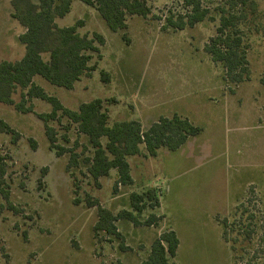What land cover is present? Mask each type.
I'll return each mask as SVG.
<instances>
[{
    "label": "rangeland",
    "instance_id": "1",
    "mask_svg": "<svg viewBox=\"0 0 264 264\" xmlns=\"http://www.w3.org/2000/svg\"><path fill=\"white\" fill-rule=\"evenodd\" d=\"M10 1L0 0V61L14 62L24 53L17 40L23 29L11 18ZM144 1L149 15L127 16V28L111 32L94 8L72 0L70 12L56 24L68 27L82 21L81 35L103 36L101 58L91 61L97 69L71 90L52 86L40 77L34 82L70 110L93 99H115V104H104L112 123L134 116H166L192 102L202 107L206 94H199L193 83L203 76L210 86H221L219 92L208 91L204 102L217 118L201 116L204 132L193 137L202 152L183 169L181 160L168 162L162 155L151 158V173L156 175L146 180L133 158L134 183L118 186L115 192V170L96 183L88 176L83 160L91 156V150L74 127L67 128L65 119L48 123L56 130L57 146L65 152L56 156L48 148L43 123L37 117L50 112L48 103L33 100V113L28 114L0 104V119L19 134L15 144L10 135L0 134L10 194L8 204L0 196V264H140L148 257L154 239L169 226L180 236L176 260L170 262L232 264L229 245L217 242L210 224L217 226L216 220L224 217L232 220L251 187L256 188L257 200L262 196L257 188L264 189V0H254L257 14L239 26L248 48L249 76L236 84L223 77L222 67L204 51L216 34L218 9L227 11L228 0H202L208 18L183 30L163 27L167 16L185 14L181 0ZM101 70L109 73V84L100 81ZM14 100H19L18 94ZM71 153L77 155V163L66 171ZM151 182L162 190L168 209L163 211L170 225L163 218L157 227H135L118 220L114 225L122 239L93 231L97 206L90 202L113 215L129 211V195L145 191ZM258 208L261 210L260 205ZM157 213L148 207L141 220L149 214L161 216ZM211 213L217 215L210 222ZM173 218L178 220L172 223Z\"/></svg>",
    "mask_w": 264,
    "mask_h": 264
},
{
    "label": "trees",
    "instance_id": "2",
    "mask_svg": "<svg viewBox=\"0 0 264 264\" xmlns=\"http://www.w3.org/2000/svg\"><path fill=\"white\" fill-rule=\"evenodd\" d=\"M79 1L94 8L111 32L124 31L127 28V16L144 18L150 13L144 0ZM181 3L186 10L185 14L167 16L164 29L192 28L208 18L209 10L202 5V0H181ZM71 4L72 0L10 1L11 18L24 30L17 38L24 53L18 61H0V104L13 107L17 113L28 114L33 113V100L48 103L50 112L37 115L43 123L48 148L54 149L56 156L65 152L56 144V130L48 126L50 121L65 119L67 128L74 127L77 134L86 139L91 150V156L83 160L88 176L96 183L99 179L108 177L111 170H115L113 190L116 192L118 186H130L133 183L129 158H153L163 148L176 151L188 139L198 136L202 129L178 115L160 117L146 129H142L135 120L110 123L104 104H115V99H93L81 103L76 110H70L35 84L34 78L40 77L52 86L71 90L76 82L83 77L89 78L97 69L96 62L91 64V61L94 57L101 58L100 47L105 44L103 36L98 33L81 35L78 28L82 21L68 27H59L56 24V20L64 18L70 12ZM218 10L216 34L204 46V51L214 64L222 67L225 79L231 84L240 83L248 78L249 70L248 48L239 26L257 14V3L254 0H228L227 11L223 8ZM100 81L109 84V73L101 70ZM17 94L19 100L15 101L14 96ZM0 134L10 135L12 144L19 137L2 119ZM30 143L35 148L33 140ZM76 159L77 155L71 153L66 171L76 165ZM6 174V157L0 149V196L8 204L10 194ZM255 189H249V197L246 202L238 204L235 209L236 216L232 220L229 217L216 220L221 228L222 240L229 245L233 255L232 264H264V189L257 188V191H262L258 200L257 197L255 199ZM128 200L130 210H122L116 215L99 207L96 202H90L92 206H97V222L93 231L122 239L114 225L118 220L128 221L135 227L158 226L163 216L149 214L141 220L146 208L159 207L156 189L147 188L140 193H131ZM178 244L173 230L163 231L154 239L148 257L140 264H175L169 260L175 258Z\"/></svg>",
    "mask_w": 264,
    "mask_h": 264
},
{
    "label": "crops",
    "instance_id": "3",
    "mask_svg": "<svg viewBox=\"0 0 264 264\" xmlns=\"http://www.w3.org/2000/svg\"><path fill=\"white\" fill-rule=\"evenodd\" d=\"M206 81L207 80H204L203 76L194 78V83H193L194 87L193 88L197 89L199 91V94H206L207 95V92L211 91V89H214V90L217 89V91L219 92L218 89L221 86L220 84H217L216 87L214 85L210 86L211 83H209V81L208 82H206ZM212 93H214V92H212ZM206 95L204 96V100H203V98L201 100L203 108L199 104H194L192 102V103H190L188 105H182L175 112L171 111V112L168 113V115L160 116V117L169 118L172 115H178V116H180L182 118H186L193 125L198 126V127H200L202 129V132L198 135V136H200L204 132V127L200 123V122H202V118H200V117L202 116L203 118L208 119V120H214V119L217 118V115L214 114L210 109L208 111V109L204 105L205 104L204 102L207 100ZM160 117H156V118L150 117L152 119H149V116H148V118H146V119L145 118L144 119H140V117L134 116V119L124 118V119H117L115 121H131V120H135V121H138L140 123L142 129H146V128H148V126L151 123L155 122ZM115 121H113V122H115ZM200 147H201V144H198V139L190 138V139H188V141L181 148H179L176 151H168V150H166L164 148L160 149L157 152V155L155 157H153V159L157 158L159 155H162V156H164V158H166L168 160V162H169L170 159L173 160V161L174 160H178V161L181 160L182 164L180 165V169H183V168H185V166H187L188 163H190V161H191V159H193V157L196 158V156L198 154L200 155V152H202V150L199 149ZM133 158L137 159L136 164H139L141 166V172H142L141 175L146 174L143 177V178H145V180L155 177L156 174L155 173H151V166H150L151 165V162H150L151 158L150 157H144V156L131 157V158L128 159V163L130 165V174H131V178H132L133 183H134V176H133V167L131 165V161H132ZM129 160H130V162H129ZM110 173H111V171H110ZM164 173H166V172H164ZM147 186H148V188H154V189L157 190V192H158V200H159V207L156 209V211L158 212L157 214L163 216V220H167L168 224L170 225L171 222H169L168 218L166 217V215L164 214V211H163V210H167L168 211V209H166V207H164V202L165 201H163V199H162V190H161V188L158 187L157 182H155V183L151 182ZM228 205H229V203H228ZM162 207H164V208H162ZM227 208H229V207H227ZM215 215H217V214H215V213L209 214V221L210 222L213 221V217ZM173 219H175V220H172V223L178 220L177 218H173ZM210 226L214 230V233H215L214 237L217 240V242L223 244L224 242H223L222 237H221V228H220V226L219 225L213 226V224H210ZM168 228L172 230V227L169 226ZM173 231L175 232V234L177 236V239H178V243L180 244V236H179L177 230L174 229ZM179 244H178V247H179ZM177 252H178V248H177ZM176 256H177V253H176ZM176 256H175V260H176ZM175 264H177V263H175Z\"/></svg>",
    "mask_w": 264,
    "mask_h": 264
}]
</instances>
